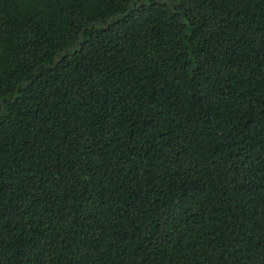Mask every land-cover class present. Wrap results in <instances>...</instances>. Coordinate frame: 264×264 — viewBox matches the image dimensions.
Wrapping results in <instances>:
<instances>
[{"label":"trees","instance_id":"obj_1","mask_svg":"<svg viewBox=\"0 0 264 264\" xmlns=\"http://www.w3.org/2000/svg\"><path fill=\"white\" fill-rule=\"evenodd\" d=\"M0 264H264V0H0Z\"/></svg>","mask_w":264,"mask_h":264}]
</instances>
